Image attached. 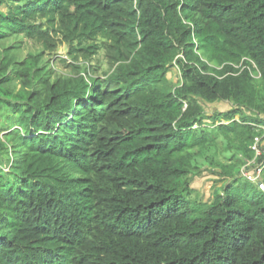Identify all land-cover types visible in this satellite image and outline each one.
<instances>
[{
    "label": "trees",
    "instance_id": "trees-1",
    "mask_svg": "<svg viewBox=\"0 0 264 264\" xmlns=\"http://www.w3.org/2000/svg\"><path fill=\"white\" fill-rule=\"evenodd\" d=\"M0 125V264H264V0H0Z\"/></svg>",
    "mask_w": 264,
    "mask_h": 264
},
{
    "label": "rangeland",
    "instance_id": "rangeland-1",
    "mask_svg": "<svg viewBox=\"0 0 264 264\" xmlns=\"http://www.w3.org/2000/svg\"><path fill=\"white\" fill-rule=\"evenodd\" d=\"M41 47L38 46V44L33 43L31 41H25L24 44V49L22 56H26L28 53H34L37 50H39ZM59 57L64 56L66 57V48L65 46H62L60 51L58 52ZM100 59L102 62L103 58L101 57H96L94 59L93 64L97 63V60ZM68 63H72L71 61H68ZM54 67L56 71H59L61 73H69L71 69H67L66 66H64L62 63L57 61L54 64ZM169 79L175 84L178 85L180 83V74L177 69L172 71L169 74ZM202 108H204V111L207 115H211L215 112H225L228 111L232 108V104L228 102H221V103H214V104H209L206 102L201 101ZM1 126V125H0ZM264 144V141H263ZM219 150L221 151V148L223 147V143H219ZM212 153V151H211ZM211 155V154H210ZM252 164L255 162L252 161ZM198 166L200 169H202L199 173H197V176L194 178L193 183H192V188L196 191V193L193 196V199L196 198V196L200 197V199L203 200H208L214 193V190L220 189L221 183L218 177L214 174L212 171H208L207 168V163L204 159H199L198 161ZM255 165L249 169V172L255 173ZM241 170V169H240ZM240 172V176H241ZM248 173V171H247ZM263 180V177H262ZM264 181V180H263ZM192 199V198H191Z\"/></svg>",
    "mask_w": 264,
    "mask_h": 264
},
{
    "label": "built area",
    "instance_id": "built-area-1",
    "mask_svg": "<svg viewBox=\"0 0 264 264\" xmlns=\"http://www.w3.org/2000/svg\"><path fill=\"white\" fill-rule=\"evenodd\" d=\"M260 138L255 139V144L253 146V149L257 152V154H260L259 145H260ZM248 171V173H247ZM241 176L246 178L248 181L256 185L262 192H264V181L262 180V168H257L255 170V173L249 172V169H242Z\"/></svg>",
    "mask_w": 264,
    "mask_h": 264
}]
</instances>
